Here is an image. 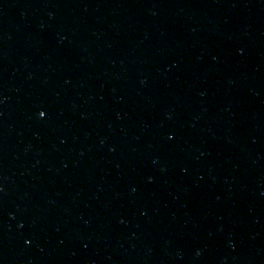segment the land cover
Masks as SVG:
<instances>
[{"label":"water","instance_id":"water-1","mask_svg":"<svg viewBox=\"0 0 264 264\" xmlns=\"http://www.w3.org/2000/svg\"><path fill=\"white\" fill-rule=\"evenodd\" d=\"M0 264H264V0H0Z\"/></svg>","mask_w":264,"mask_h":264},{"label":"snow or ice","instance_id":"snow-or-ice-1","mask_svg":"<svg viewBox=\"0 0 264 264\" xmlns=\"http://www.w3.org/2000/svg\"><path fill=\"white\" fill-rule=\"evenodd\" d=\"M40 115H41V116H43V115H44V113H43V112H41V113H40Z\"/></svg>","mask_w":264,"mask_h":264}]
</instances>
